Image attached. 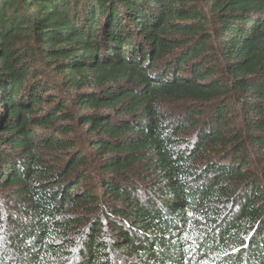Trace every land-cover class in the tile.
I'll return each mask as SVG.
<instances>
[{"label":"trees","instance_id":"trees-1","mask_svg":"<svg viewBox=\"0 0 264 264\" xmlns=\"http://www.w3.org/2000/svg\"><path fill=\"white\" fill-rule=\"evenodd\" d=\"M0 264H264V0H0Z\"/></svg>","mask_w":264,"mask_h":264}]
</instances>
